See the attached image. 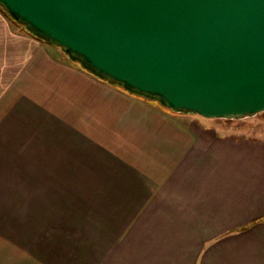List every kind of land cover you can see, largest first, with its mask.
Returning a JSON list of instances; mask_svg holds the SVG:
<instances>
[{
  "label": "crops",
  "instance_id": "1",
  "mask_svg": "<svg viewBox=\"0 0 264 264\" xmlns=\"http://www.w3.org/2000/svg\"><path fill=\"white\" fill-rule=\"evenodd\" d=\"M4 18L0 264H264V138L132 95L25 30L8 54ZM26 98L53 115L29 166L11 145Z\"/></svg>",
  "mask_w": 264,
  "mask_h": 264
},
{
  "label": "water",
  "instance_id": "2",
  "mask_svg": "<svg viewBox=\"0 0 264 264\" xmlns=\"http://www.w3.org/2000/svg\"><path fill=\"white\" fill-rule=\"evenodd\" d=\"M110 85L206 119L264 112V0H0Z\"/></svg>",
  "mask_w": 264,
  "mask_h": 264
},
{
  "label": "rangeland",
  "instance_id": "3",
  "mask_svg": "<svg viewBox=\"0 0 264 264\" xmlns=\"http://www.w3.org/2000/svg\"><path fill=\"white\" fill-rule=\"evenodd\" d=\"M0 14H3V16H5L4 22H6V24L9 25L8 28L11 30V33L9 35L6 32L5 39L7 41L8 40L11 41L8 43L9 47L7 53L13 54V50L17 47L14 46L13 41L16 39L23 40V38L26 37V35H24V30L26 31V29L23 26L19 25L16 21H14L8 14H6L3 11L2 8H0ZM0 42H2L1 39ZM24 42H26V44L29 47L30 42H28L27 39L24 40ZM40 108H41L40 106H35L33 101L31 100L29 101V98H26L27 116H26L25 132L21 130V139H23L24 136L25 143L22 141L21 143L14 142L13 141L14 138L12 137V142H11L12 150L21 149L22 151H26L28 166L34 165L35 151L38 148L40 150V147L43 149L44 139L48 138V136H50L51 134V128H50L51 125L49 124L51 119H53L52 118L53 115L50 112L44 110L42 111ZM197 118L203 119V117H197ZM224 122L225 124L227 123L226 125H228L227 127L229 130L232 131V129L234 128L236 134L240 133L245 136L264 138V112L258 114L255 117L248 118L245 120H234V121H228V122L224 121ZM223 126L225 125L223 124ZM15 133L17 134L18 130Z\"/></svg>",
  "mask_w": 264,
  "mask_h": 264
},
{
  "label": "trees",
  "instance_id": "4",
  "mask_svg": "<svg viewBox=\"0 0 264 264\" xmlns=\"http://www.w3.org/2000/svg\"><path fill=\"white\" fill-rule=\"evenodd\" d=\"M228 122V121H227Z\"/></svg>",
  "mask_w": 264,
  "mask_h": 264
}]
</instances>
